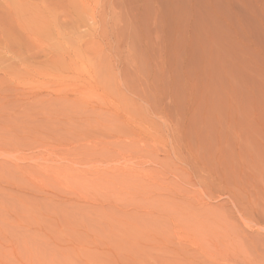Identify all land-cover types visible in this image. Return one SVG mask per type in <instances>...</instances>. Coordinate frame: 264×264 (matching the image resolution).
I'll return each mask as SVG.
<instances>
[{
  "label": "rangeland",
  "instance_id": "rangeland-1",
  "mask_svg": "<svg viewBox=\"0 0 264 264\" xmlns=\"http://www.w3.org/2000/svg\"><path fill=\"white\" fill-rule=\"evenodd\" d=\"M16 1L0 264H264V0H74L60 27Z\"/></svg>",
  "mask_w": 264,
  "mask_h": 264
},
{
  "label": "bare ground",
  "instance_id": "bare-ground-1",
  "mask_svg": "<svg viewBox=\"0 0 264 264\" xmlns=\"http://www.w3.org/2000/svg\"><path fill=\"white\" fill-rule=\"evenodd\" d=\"M1 2L0 3H2L4 6H6L7 8H11V6H14L15 4V2H14V0H0ZM18 2H21V1H26L27 2V4H29V5H32V6H37V7H40L43 11H44V13H45V15L47 16V17H50V16H53L54 18H56V20H55V23H54V25H55V27H60V23H59V20H58V17L55 15L56 13H54V15H52L51 13H50V11H49V9L50 10H55L56 9V11L58 12V8H65V9H67L69 12L71 11V10H73V9H75V8H73V6H76V3H74L75 1L74 0H17ZM16 1V2H17ZM25 2V3H26ZM76 2H78L80 5L81 4H83V5H87V4H89V1L88 0H76ZM85 2V3H84ZM74 3V4H73ZM18 5H20V3H17ZM23 4V3H22ZM28 5V6H29ZM73 5V6H72ZM0 6H1V4H0ZM6 7L4 8V9H6ZM31 7V6H30ZM7 10V9H6ZM42 10H41V12H42ZM111 10H112V13H115V11H114V9H113V7L111 6ZM55 11V12H56ZM10 12V11H9ZM53 12V11H52ZM7 15V14H6ZM10 16V15H9ZM15 16V15H14ZM11 17V16H10ZM81 17V16H80ZM82 18V17H81ZM104 18V17H103ZM8 19V18H7ZM78 19V18H77ZM76 19V20H77ZM118 20V19H117ZM79 21V20H78ZM8 22V21H7ZM118 22V21H117ZM10 23V22H9ZM117 25V27H118V23L116 24ZM56 34H58V29H56ZM8 38V37H7ZM119 38H120V36H119ZM129 54V53H128ZM127 54V55H128ZM127 55H125V54H123V61L124 60H126V58H127ZM129 56V55H128ZM130 56H131V54H130ZM128 63H129V60H128ZM130 63H131V61H130ZM126 65H127V63H126ZM128 67H129V65L127 66V67H125V65H124V68H126V72H127V70H129V72H130V69H128ZM124 70V69H123ZM141 70H142V68H141ZM139 71V70H138ZM131 72H132V70H131ZM141 73V72H140ZM134 74V73H133ZM135 79V78H134ZM121 80H119V78H118V75H117V73H114V74H109L108 75V78H107V81H105V80H103L102 82H103V84H106V83H108V87H109V89H110V91H112V92H115L116 94H117V96L119 97V98H121V100H122V102H115V104H116V106L120 109V111L124 114V115H126V116H134V115H137L138 114V116H146L147 115V111H146V109L142 106V104L140 103V102H131V101H129L130 99L127 97V94H126V96H125V93H123V90L120 88V85L122 86V83L120 84L119 82H120ZM144 81V80H143ZM132 83H134V81L132 80L131 81ZM135 82H136V80H135ZM133 85V84H132ZM258 224V223H257ZM231 228H232V226H231ZM228 229V228H227ZM230 231V230H229ZM227 232V231H226ZM233 232H234V229H233ZM231 233V232H230ZM232 234V233H231ZM238 234V233H237ZM226 235V234H225ZM230 236V235H229ZM235 236V235H234ZM235 237H237V236H235ZM256 237V236H255ZM259 237V236H258ZM253 238V237H252ZM251 238V239H252ZM235 239H237V238H235ZM240 239V238H239ZM244 239V242H245V240H246V238H241V240H243ZM257 239V238H256ZM256 239H255V241H256ZM228 240H230V239H228ZM232 240H233V237H232ZM249 240V239H248ZM252 240H254V239H252ZM260 239H258V241H259ZM238 241H240V240H238ZM262 241V244H263V242H264V240L262 239L261 240ZM240 243V242H239ZM243 243V242H242ZM253 243V242H252ZM256 243V242H255ZM230 244V243H229ZM233 244H234V242H233ZM235 244H237V243H235ZM241 244V243H240ZM247 243L245 242V243H243V245L245 246ZM227 245H228V243H227ZM249 245V244H248ZM256 246H259L260 245V242H259V244L257 243V244H255ZM236 245H234V247H235ZM238 246H239V244H238ZM238 246H236L237 248H238ZM233 247V248H234ZM242 247V246H241ZM246 247V250L248 251V253L249 252H251V250H248L247 249V246H245ZM249 247V246H248ZM251 247V246H250ZM240 248V247H239ZM235 249V248H234ZM259 249V248H258ZM235 250H237V249H235ZM242 250V249H241ZM252 251H253V248H252ZM262 251V250H261ZM256 252H257V249L255 250V254H256ZM258 252H260V250H258ZM250 254V253H249ZM251 254H252V252H251ZM254 253H253V256H256ZM260 254V253H259ZM262 254H263V252H262ZM241 255H243V254H241ZM246 255L247 256H249V257H251L250 255H248L247 253H246ZM260 256V255H259ZM244 258H245V256H243ZM257 257V256H256ZM258 258V257H257ZM253 261V260H252ZM257 261H260V259L259 260H257ZM250 263V262H249ZM260 263V262H259ZM262 263H264V262H262ZM258 264V263H257ZM261 264V263H260Z\"/></svg>",
  "mask_w": 264,
  "mask_h": 264
}]
</instances>
